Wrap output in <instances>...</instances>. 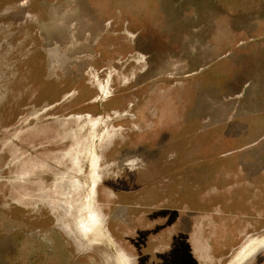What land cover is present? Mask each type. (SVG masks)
<instances>
[{"label": "rangeland", "instance_id": "1", "mask_svg": "<svg viewBox=\"0 0 264 264\" xmlns=\"http://www.w3.org/2000/svg\"><path fill=\"white\" fill-rule=\"evenodd\" d=\"M0 264H264V0H0Z\"/></svg>", "mask_w": 264, "mask_h": 264}]
</instances>
